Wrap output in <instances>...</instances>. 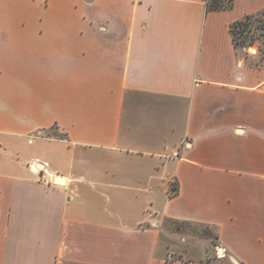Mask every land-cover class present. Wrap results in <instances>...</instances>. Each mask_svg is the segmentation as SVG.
I'll use <instances>...</instances> for the list:
<instances>
[{"label": "crops", "instance_id": "0c3cea01", "mask_svg": "<svg viewBox=\"0 0 264 264\" xmlns=\"http://www.w3.org/2000/svg\"><path fill=\"white\" fill-rule=\"evenodd\" d=\"M262 9L0 0V264H264Z\"/></svg>", "mask_w": 264, "mask_h": 264}, {"label": "trees", "instance_id": "16d2710c", "mask_svg": "<svg viewBox=\"0 0 264 264\" xmlns=\"http://www.w3.org/2000/svg\"><path fill=\"white\" fill-rule=\"evenodd\" d=\"M235 0H207L208 10L232 9ZM230 32L233 38L236 53L245 50V56L250 58L249 47L257 45L259 56L256 61L246 63L250 67L264 68V9L247 14L243 18L234 21L230 25Z\"/></svg>", "mask_w": 264, "mask_h": 264}, {"label": "rangeland", "instance_id": "374dc122", "mask_svg": "<svg viewBox=\"0 0 264 264\" xmlns=\"http://www.w3.org/2000/svg\"><path fill=\"white\" fill-rule=\"evenodd\" d=\"M248 52L250 53V58H247L245 56V50L241 49L239 50V58L244 62V63H249L251 60L256 61V57L258 58L259 56V47L258 46H251L248 49ZM31 149H36V147L31 146ZM95 160L90 161V165L93 168H106L108 165L113 167V158L110 155H104L102 158L98 159L99 156H95ZM106 157V158H104ZM210 234V227L209 226H203V235H208Z\"/></svg>", "mask_w": 264, "mask_h": 264}, {"label": "built area", "instance_id": "2783aa9c", "mask_svg": "<svg viewBox=\"0 0 264 264\" xmlns=\"http://www.w3.org/2000/svg\"><path fill=\"white\" fill-rule=\"evenodd\" d=\"M39 164H43L44 167L47 168V165L45 163L38 162V161L32 162L30 166L32 167V169H34L35 172L39 174L40 180L44 183H55L56 184V181L54 180V178L51 177L46 170L37 167V165L39 166Z\"/></svg>", "mask_w": 264, "mask_h": 264}, {"label": "water", "instance_id": "95a60500", "mask_svg": "<svg viewBox=\"0 0 264 264\" xmlns=\"http://www.w3.org/2000/svg\"><path fill=\"white\" fill-rule=\"evenodd\" d=\"M37 167L46 170L49 173V175L54 178L56 182L63 183L65 181V178L59 175H54L52 172L48 171V169L44 167L43 164H39V166L37 165Z\"/></svg>", "mask_w": 264, "mask_h": 264}, {"label": "bare ground", "instance_id": "6f19581e", "mask_svg": "<svg viewBox=\"0 0 264 264\" xmlns=\"http://www.w3.org/2000/svg\"><path fill=\"white\" fill-rule=\"evenodd\" d=\"M59 183V182H58Z\"/></svg>", "mask_w": 264, "mask_h": 264}]
</instances>
